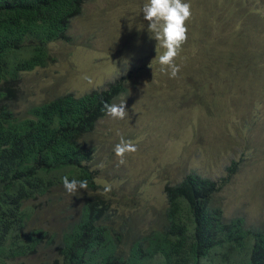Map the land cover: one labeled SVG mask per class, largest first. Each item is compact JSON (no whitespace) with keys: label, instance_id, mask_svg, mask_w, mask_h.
I'll return each mask as SVG.
<instances>
[{"label":"trees","instance_id":"trees-1","mask_svg":"<svg viewBox=\"0 0 264 264\" xmlns=\"http://www.w3.org/2000/svg\"><path fill=\"white\" fill-rule=\"evenodd\" d=\"M87 1L0 0V264L35 255L43 241L54 247L55 258L41 264H264V224L254 228L242 217L226 219L211 199L227 182L195 173L164 187L162 227L133 241L128 254L110 199L101 194L85 200L57 244L43 229H29L30 203L63 186V176L86 179V191L99 189L86 166L91 151L84 142L106 115L104 104L126 90L120 81L101 92L57 96L25 115L14 111L22 74L49 65V44L67 38ZM254 1V8L251 0L194 1L202 2L198 31L211 35L202 52L200 36L182 47L180 60L189 51L204 54L199 79L183 68L189 83L208 88L231 70L233 81L226 86L241 94L264 78V0ZM195 41L200 43L193 47Z\"/></svg>","mask_w":264,"mask_h":264},{"label":"rangeland","instance_id":"rangeland-1","mask_svg":"<svg viewBox=\"0 0 264 264\" xmlns=\"http://www.w3.org/2000/svg\"><path fill=\"white\" fill-rule=\"evenodd\" d=\"M146 2H87L71 23L70 42L50 44L54 61L22 75L16 111L23 113L60 95L102 90L121 79L126 90L113 104L125 101L129 116L114 120L106 115L86 142L94 149L91 169L97 192L110 199L115 224L129 230L132 240L134 234L145 235L161 222L165 185L177 184L189 172L218 178L235 161L240 163L239 169L217 196L218 201L226 218L240 215L248 225H260L264 220V79L260 85H246L237 98V92L226 86L233 81L231 70L208 88L199 90L189 83L182 70L189 69L199 79L201 52L211 33L200 34L204 40L200 55L189 51L187 59L176 61L182 65L196 58V64L186 62L174 79L162 75L158 57L164 49L148 32L140 11ZM251 2L249 7L257 6ZM195 42L193 47L200 43ZM85 76L91 77L92 83L84 80ZM121 136L138 147L124 165L118 164L113 151ZM109 185L111 191H106ZM82 194L71 196L59 187L37 199L30 226L59 237L88 192ZM129 245L125 243V250ZM48 255L40 250L23 262L39 264L47 261Z\"/></svg>","mask_w":264,"mask_h":264},{"label":"clouds","instance_id":"clouds-1","mask_svg":"<svg viewBox=\"0 0 264 264\" xmlns=\"http://www.w3.org/2000/svg\"><path fill=\"white\" fill-rule=\"evenodd\" d=\"M194 1L191 0V1L185 2V0H147V2L143 5V7L140 10L143 13L144 20L147 21V30H148V32H151L153 34V38L157 42H159L160 47L164 49L163 53L161 55H159V57H158L159 72L162 75L168 76V78H170V79L177 78L178 74L181 71L182 65L177 64L176 61L180 57V54L182 52V46L187 42V40L189 38L192 41V39L199 37L200 33H199L198 30L201 27H203V25H201V26L199 25L202 22V20L200 19V16H199L200 13H201V10L199 12V5L202 2H197L196 4H193ZM87 2H90V1H87ZM83 6H82V9H83ZM80 15H78V16H80ZM192 16H195V18L192 19ZM77 17L73 18L72 21L74 19H76ZM72 21H71V23H72ZM71 23H70V27H71ZM193 26H196L195 29L192 28ZM69 30H70V28H69ZM69 30L67 32V38L65 40L61 39L60 41H63V42H66V43L70 42V36L68 35ZM187 33H189L190 35L187 34ZM57 41H59V40H57ZM49 46H50V44H49ZM154 53H152V54H154ZM51 59H52V61L49 64H51L54 61L52 56H51ZM263 79L264 78L259 79V80H255L253 85H260L261 83H263L262 82ZM84 80H86L88 83H92L91 77L85 76ZM120 81L122 82L121 79L116 80L115 82L108 84V86L105 89L94 90V91L101 92V91H104V90H108L110 85L115 84V83H120ZM91 92H93V91H91ZM122 94L123 93L118 94L113 99L111 104H107V103L104 104V109L106 111V115H108L109 117H111L114 120H124L126 117L129 116L128 110H127L126 105H125V101H122L120 104H113L115 102V100ZM239 95H241V94L240 93H236L235 98H237ZM19 97H20V94L18 95L17 98L12 100V101H14V111H15V113L18 116L19 115H25L28 109H30L31 107H34V106H38V104L37 105H32V106L28 107L25 110V112L18 113L16 111V105L20 101ZM75 97H80V96H75ZM100 120H98V122L96 123L94 129L91 131V133H89V135L87 137H89L94 132V130H95V128L98 125ZM86 142H87V139L84 142V144H85L86 148H89L90 151H91L90 152L91 159L89 160L88 163H86V166L89 168V170L91 172H93L94 182H95V171L91 169V163H92V161L94 159L93 158L94 149L88 147L87 146L88 144H86ZM113 151H114L115 156L117 157L118 164L119 165H124L127 162L126 161V157L128 155L136 153L138 151V147H137V144L134 143L133 141L126 140L123 136H121L119 142L114 146ZM239 166H240L239 162L232 161L231 164L228 165L224 169V174H222L221 176H219L218 178H215V179H212V178H209V177H205V176L200 175V174H198L196 172H189L188 174L195 173V174L200 175V177L209 179L211 181H219L220 179L223 178L224 182H227L217 193H215L212 196V199H211L212 206L220 207L222 209V211H223V208L221 206L222 205L221 201H218L217 196L220 193H222V191H225V188L229 185V183H230V181H231V179L233 177V174L237 172L236 168L239 169ZM98 167H103V165H98ZM228 168H229V170H228ZM188 174H186V175H188ZM61 180H62L63 186H60V187L61 188L64 187V190H66V192L69 195H71V196H76L78 193L82 194V192H88V195L84 197V200L82 201L81 206H80L75 218L71 222V224H72V223H74L76 221V218H77V216L79 214V211L81 210L82 205L85 203V200L88 197H90V196H94V195L100 194V193L97 192L98 190L96 192L86 191L88 189V181L86 179H82V180L72 179V180H69L68 176L65 175V176H63L61 178ZM180 182H178V183H180ZM95 184H96V182H95ZM169 185H171V184H169ZM174 185H176V184H174ZM57 189H59V187ZM54 190H52V191H54ZM52 191H50L49 193L45 194L44 196L50 194ZM106 191H111V186L110 185L106 188ZM163 194L165 196L164 191H163ZM101 195H103V194H101ZM44 196H42V197H44ZM42 197H39V198H42ZM216 198H217V202H216ZM36 200L32 201L30 203V205L33 206V211H32L31 219L29 221V229L32 228L30 226V223H31V220H32V218L34 216V213H35V204L34 203L36 202ZM165 201H166V208H167L166 196H165ZM166 208H165V210L163 212H161V215H160L161 222L159 223L158 227L152 228L151 230H158V229H160L162 227V225H163V223L165 221ZM223 215H224V211H223ZM224 217H225V215H224ZM235 217H242V216L237 215ZM242 218H244V217H242ZM226 219H231V218H226ZM245 223H246V220H245ZM71 224H69L65 228V230L61 233V235L59 237H56L55 235H50L48 233V231H46L44 229L43 230L46 231L50 236L54 237L55 241H56L55 244H57L60 241V238H61L62 234L67 231V229L71 226ZM114 224H115V222H114ZM263 224H264V220L258 226H256V225H248V224L247 225L251 226V227H254V228H259ZM115 225H116V228L119 227L117 224H115ZM120 229L124 232V238H123V243L121 244V248H122L123 251H125L127 253V252H129L131 244L133 243V241H135L136 239H138L139 237L144 236V235L134 234V236L136 238L132 240L133 236L132 237L128 236L129 230L126 232L122 228H120ZM125 243H130V245L127 248V250H125ZM45 244H46V242L43 241L42 242V246L37 249V252L35 253V255L40 250L49 252L47 261L42 262V263H50L55 258V250H54L53 246H45ZM45 249H48V250H45ZM35 255L30 256V257H26V258H21V259L15 260V261H8L7 263L12 262V263H15V264H24L23 261H26L29 258L32 259V257L34 258ZM18 261H22V262L19 263ZM39 264H41V263H39Z\"/></svg>","mask_w":264,"mask_h":264}]
</instances>
